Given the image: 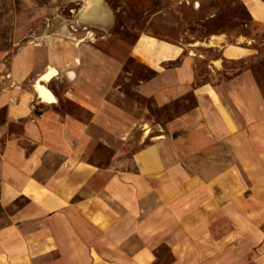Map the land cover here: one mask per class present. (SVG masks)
Listing matches in <instances>:
<instances>
[{
  "label": "crops",
  "instance_id": "1",
  "mask_svg": "<svg viewBox=\"0 0 264 264\" xmlns=\"http://www.w3.org/2000/svg\"><path fill=\"white\" fill-rule=\"evenodd\" d=\"M73 1L0 46V264H264V0H171V36L165 0Z\"/></svg>",
  "mask_w": 264,
  "mask_h": 264
},
{
  "label": "rangeland",
  "instance_id": "2",
  "mask_svg": "<svg viewBox=\"0 0 264 264\" xmlns=\"http://www.w3.org/2000/svg\"><path fill=\"white\" fill-rule=\"evenodd\" d=\"M115 4L122 3L121 0H114ZM167 2V6L169 7L168 10L164 11V14L160 16L161 21L165 24L163 26L164 31L166 35H172L175 32L176 28L172 27V21L175 20V13L171 7L173 5L172 1L174 0H165ZM204 3L209 4V12H216V15L213 20L211 21H205L204 23H200L203 28H195L191 24L188 26H185V28H189L191 30L196 29H204L205 30H217V29H231L233 27H239L241 28L242 22H247L249 24L246 17L245 10H243V7L240 5V3L236 0H201ZM138 2V0L136 1ZM37 8H44V12L42 13V16H36L33 14L34 11H32V8L29 4H26L25 2H22L21 0H0V46L8 47L10 43L14 40V38L18 35L14 34L16 30H20L23 35V37L30 34H35L37 36H42L47 32V29H49V20L46 18V5L51 8L50 15L53 17H58V14L61 12L68 13L69 8L73 7L75 5L73 0H36L34 2ZM67 5V6H66ZM75 7V6H74ZM135 16L134 21L132 23L139 24L140 23V17L142 16L139 14L138 6L135 5ZM121 16H123L122 13H120ZM235 15L239 16L242 20L236 21L234 20ZM190 16H194L190 13ZM192 17H190L191 19ZM53 20V19H52ZM122 22V21H121ZM54 25V23H53ZM253 26L252 24H250ZM152 30H155L156 28L150 27ZM184 28V27H182ZM119 30V29H118ZM236 30V29H234ZM22 36V35H21ZM130 65L132 68H134L136 71H144V69L135 61L130 62ZM147 73V72H146ZM149 73V72H148ZM132 99L138 101L143 108H148L150 111V114L155 116L157 119L160 116V113L162 110L157 109L155 106L152 105V103L149 100H140L138 97L130 96ZM150 118V117H149ZM140 134L139 131L135 132V137H138Z\"/></svg>",
  "mask_w": 264,
  "mask_h": 264
}]
</instances>
